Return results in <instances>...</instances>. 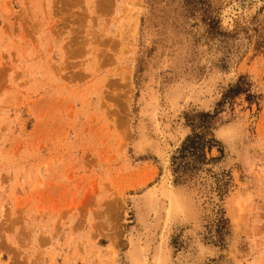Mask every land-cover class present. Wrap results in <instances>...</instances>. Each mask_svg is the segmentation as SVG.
Returning a JSON list of instances; mask_svg holds the SVG:
<instances>
[{"label":"rangeland","instance_id":"374dc122","mask_svg":"<svg viewBox=\"0 0 264 264\" xmlns=\"http://www.w3.org/2000/svg\"><path fill=\"white\" fill-rule=\"evenodd\" d=\"M241 74L228 191L174 184L184 112ZM0 264H264V0H0Z\"/></svg>","mask_w":264,"mask_h":264},{"label":"trees","instance_id":"16d2710c","mask_svg":"<svg viewBox=\"0 0 264 264\" xmlns=\"http://www.w3.org/2000/svg\"><path fill=\"white\" fill-rule=\"evenodd\" d=\"M213 22L217 21L212 19V22H208L209 30L213 29ZM217 31L222 34L224 32ZM250 85L251 83L246 79V76L241 74L233 84H230L222 92L213 110L193 109L184 112L186 124L190 127V130L175 147L170 157V168L174 184L194 183L198 178L201 179V177L208 175V178H203L207 193L214 190L222 198L228 191L231 182L229 170L225 168L215 170L213 168V164L224 155V149L214 134L216 117L220 111V106L235 95L246 93V97L250 101L253 95L250 92ZM215 146L218 148L219 154L208 155ZM208 179L209 181H207ZM212 220L213 224H210V228L213 227V234L216 236L212 240L220 244L224 239L228 226V219L225 217L221 206L216 209Z\"/></svg>","mask_w":264,"mask_h":264},{"label":"clouds","instance_id":"9594fccd","mask_svg":"<svg viewBox=\"0 0 264 264\" xmlns=\"http://www.w3.org/2000/svg\"><path fill=\"white\" fill-rule=\"evenodd\" d=\"M204 247L203 246H201V249H203Z\"/></svg>","mask_w":264,"mask_h":264},{"label":"bare ground","instance_id":"6f19581e","mask_svg":"<svg viewBox=\"0 0 264 264\" xmlns=\"http://www.w3.org/2000/svg\"><path fill=\"white\" fill-rule=\"evenodd\" d=\"M259 3V2H258ZM231 10V9H230ZM230 13V12H229ZM232 13V12H231Z\"/></svg>","mask_w":264,"mask_h":264}]
</instances>
